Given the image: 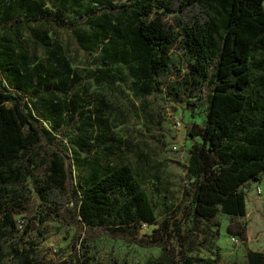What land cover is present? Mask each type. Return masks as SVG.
Listing matches in <instances>:
<instances>
[{"label":"trees","instance_id":"16d2710c","mask_svg":"<svg viewBox=\"0 0 264 264\" xmlns=\"http://www.w3.org/2000/svg\"><path fill=\"white\" fill-rule=\"evenodd\" d=\"M65 2L56 5L53 16L62 26L74 23L63 16ZM42 3L10 1L0 13V22L15 21L0 33V79L7 78L6 83H0V264H46L30 245H13L8 252L2 245L19 228L14 213L24 207L17 197L22 186L29 191L24 182L33 176L38 148L45 153V158L39 155L45 170L42 178L33 182L42 201L58 204L59 194L68 185L80 221L120 234H131L141 222L150 223L155 218L150 197L129 163L105 166L100 171L94 168L75 188L69 153L45 148L56 136L41 119H49L46 115L50 112L58 113L51 116V126L58 128L64 99L49 101L41 95L47 108L40 117L24 96L30 98L41 90L51 92L53 87L71 88L81 76L57 44L50 46L44 32L40 39L44 49L50 47L48 67L39 61L32 63L33 54L19 46L18 15L22 10L28 18L50 14ZM99 3H85L82 13L87 14L88 28L75 30L74 37L81 49L95 52L100 63L122 62L132 67L135 78L141 80V91L149 92L152 83L158 82L156 75L169 72L174 64L170 51L178 45L187 59L183 81L211 82L205 118L198 131L200 139L192 143L185 172L191 178L192 211L205 220L217 211L243 215L244 188H248L249 179L260 180L264 172V0H130L123 6L125 21L122 14L114 13L113 4L112 9L95 10ZM169 13L170 18H166ZM102 79L110 83L116 78L101 69L94 80ZM172 223L164 217L145 238H137L143 245L159 247L146 264L206 262L207 258L191 252L192 245L181 246L184 234L179 223ZM27 228L26 224L21 232ZM227 230L245 239L242 223ZM7 254L11 255L9 260L5 259ZM79 262L83 263L77 257L74 261L62 257L48 264ZM243 264H264V249L248 248Z\"/></svg>","mask_w":264,"mask_h":264},{"label":"rangeland","instance_id":"374dc122","mask_svg":"<svg viewBox=\"0 0 264 264\" xmlns=\"http://www.w3.org/2000/svg\"><path fill=\"white\" fill-rule=\"evenodd\" d=\"M10 1L19 0H0V13ZM60 1L43 0L42 4L51 10L50 14L28 18L22 10L17 17L19 46L33 54L32 63L39 61L48 67L50 47L44 49L40 39L44 32L50 46L57 44L69 65L81 76L71 88L59 90L53 87L51 92L41 90L30 98L24 96L27 105L40 117L39 113L47 108L40 100L42 96L49 101L64 99L58 128L51 126V116L58 113L50 112L46 115L49 119H41L56 136L53 141L47 140L45 148L69 153L75 188L94 168L100 171L105 166L129 163L150 197L155 218L150 223L141 222L131 234H120L101 225L87 226L80 221L75 214V196L68 185L59 194L58 204L42 201L33 182L40 180L45 170V162L39 158V155L45 158V153L38 148L39 155L31 169L34 177H27L24 182L29 191L22 186V193L17 197L24 207L14 213L19 228L12 237L3 240L4 252L13 245H30L46 264L62 257L71 261L77 257L83 261L76 264H146L158 253L159 247L143 245L137 238H145L164 217L172 219L173 225L179 223L184 234L180 238L182 247L192 245V253L208 259L197 264H243L248 248L263 250L264 172L260 180L249 179L248 188H244L243 215L217 211L214 217L205 220L197 218L192 211L191 178L185 172L192 143L200 139L198 131L205 118L211 82L208 79H201L200 84L184 82L186 54L174 45L170 51L174 64L169 72L156 75L158 82L152 83L154 87L149 92L141 91V80L135 78L132 67L122 62L104 65L98 61L95 52L81 49L77 44L74 32L87 30L89 19L82 10L90 0H65L63 16L74 21L66 26L53 17ZM129 1L100 0L95 10L112 9L113 4L114 13L122 14L125 21L123 6ZM262 6L264 9V3ZM170 15L164 16L170 18ZM10 21L15 22L13 19L0 22V33ZM36 27L39 30H34ZM101 69L114 74L115 81H95L94 76ZM6 79L1 77L0 83H6ZM238 223L244 225V240L227 230V227L237 228ZM26 224L29 228L21 232ZM10 258V254L5 256L6 260Z\"/></svg>","mask_w":264,"mask_h":264}]
</instances>
